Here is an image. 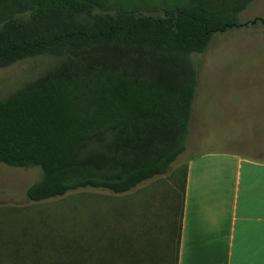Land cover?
Returning a JSON list of instances; mask_svg holds the SVG:
<instances>
[{
  "label": "trees",
  "instance_id": "16d2710c",
  "mask_svg": "<svg viewBox=\"0 0 264 264\" xmlns=\"http://www.w3.org/2000/svg\"><path fill=\"white\" fill-rule=\"evenodd\" d=\"M251 1L166 0L175 4L165 15L147 14L140 0L0 2V69L66 56L0 99V164L42 170L27 189L36 202L81 188L126 193L166 174L187 149L200 80L195 55L216 33L241 26ZM181 193L176 228L161 248L148 243L139 253L130 231L127 256L99 264H178L183 185Z\"/></svg>",
  "mask_w": 264,
  "mask_h": 264
},
{
  "label": "rangeland",
  "instance_id": "374dc122",
  "mask_svg": "<svg viewBox=\"0 0 264 264\" xmlns=\"http://www.w3.org/2000/svg\"><path fill=\"white\" fill-rule=\"evenodd\" d=\"M165 1L140 0L137 5L147 14L165 15L166 7L175 4ZM238 21L241 26L216 33L208 49L195 55L200 80L187 149L166 174L126 193L81 188L36 202L28 199L27 189L42 170L0 164V264L115 261L127 256L130 231L136 232L139 253L148 243L147 248L166 243L163 235L178 222L188 157L237 147L251 150L264 139V0H252ZM65 59L41 54L1 68L0 99L57 69Z\"/></svg>",
  "mask_w": 264,
  "mask_h": 264
},
{
  "label": "crops",
  "instance_id": "0c3cea01",
  "mask_svg": "<svg viewBox=\"0 0 264 264\" xmlns=\"http://www.w3.org/2000/svg\"><path fill=\"white\" fill-rule=\"evenodd\" d=\"M178 264H264V139L188 157Z\"/></svg>",
  "mask_w": 264,
  "mask_h": 264
},
{
  "label": "water",
  "instance_id": "95a60500",
  "mask_svg": "<svg viewBox=\"0 0 264 264\" xmlns=\"http://www.w3.org/2000/svg\"><path fill=\"white\" fill-rule=\"evenodd\" d=\"M258 21V19L253 20L251 23L255 24ZM264 22V21H263Z\"/></svg>",
  "mask_w": 264,
  "mask_h": 264
}]
</instances>
